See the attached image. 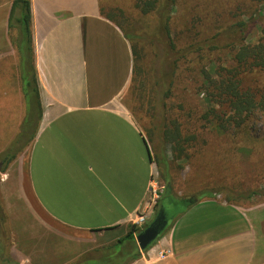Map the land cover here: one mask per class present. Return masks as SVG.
Returning a JSON list of instances; mask_svg holds the SVG:
<instances>
[{
  "label": "crops",
  "instance_id": "crops-1",
  "mask_svg": "<svg viewBox=\"0 0 264 264\" xmlns=\"http://www.w3.org/2000/svg\"><path fill=\"white\" fill-rule=\"evenodd\" d=\"M13 1L0 0V12L11 10ZM29 1L42 114L29 151L15 159L20 160L17 197L47 235L79 242L97 237L105 253L147 209L159 176L153 149L124 104L132 77L129 44L119 27L101 16L99 0ZM8 23L9 17H0L2 113L11 97L23 102L19 76L15 86L5 80L8 68L10 76L18 74L19 63L15 28L13 42L2 47ZM188 174L176 178L169 170L157 206L138 228L159 209L171 223L127 264H264V204L201 199L184 182Z\"/></svg>",
  "mask_w": 264,
  "mask_h": 264
},
{
  "label": "rangeland",
  "instance_id": "rangeland-1",
  "mask_svg": "<svg viewBox=\"0 0 264 264\" xmlns=\"http://www.w3.org/2000/svg\"><path fill=\"white\" fill-rule=\"evenodd\" d=\"M99 4L102 15L112 18L122 31L129 34L133 32L147 40L150 36L147 32L153 34L152 31L157 24L155 16H141L134 8V0H99ZM243 4L245 7H250L248 11ZM260 8L261 5L252 4L248 0H178L176 10L173 9L171 12L170 34L177 47L185 43L194 45L200 42L201 45L216 33L237 24L239 20L245 22L248 20L246 24L249 30L246 41L256 43L264 35V12H257ZM254 11L255 16L251 17L250 14ZM9 16V9L0 12L1 19H8ZM131 25H134L136 32L130 27ZM219 26L220 29H214ZM8 31L10 39L8 36L5 39L4 36L2 47H8L10 42H13L15 31L13 29ZM141 45L138 46L141 50V59H138L135 69L134 90L126 92L124 104L137 119V124L146 131L150 127V121L148 118L145 119V113L139 111L140 105L150 106L155 99L153 94H150L151 90L147 89V85L153 83L156 74L157 77L163 76L164 90L170 88L165 76L172 73V70L163 62L162 46L155 45L152 51L148 43L144 42ZM206 50L207 48L203 46V52L192 50L187 53L185 59L176 60L178 62L174 68L176 72L172 77L171 93L163 99L168 118L182 124L183 132H192L195 135L194 140L186 145L189 158L178 159L171 150V145L166 141H163L164 145L161 149L159 147L160 153L169 160L170 171L174 177H183L189 171L184 182L189 184V189H194L193 192L220 190L221 193L216 194L215 199L225 203L229 191L243 194V197L257 192L259 194L251 199L232 200L228 204L243 207L264 204V113L256 112L249 117L245 123V131L240 128L241 126L238 128L240 123H229L230 112L216 107L215 109L221 111V119L210 113L206 91L201 90L202 75L208 69L210 60H217V64L226 65L224 60L229 49L216 55H210ZM2 51L6 50L2 49ZM9 73L5 76V80L7 79L8 86L12 83L15 86V83L20 82L17 81L18 74L13 73L16 78ZM138 82L141 84L144 82V87L141 86L144 92L140 96ZM251 82L253 85L254 80L248 78L246 81L249 84ZM14 91L15 89H12V93ZM22 100L20 105L19 100L13 96L8 100V109L3 113L0 110V155L7 150H13L12 148H21L20 153L23 151L27 153L30 149L29 137L35 133L38 125L32 123L28 131L23 128L25 108L24 99ZM238 122L242 124V121L238 120ZM219 126H224L226 129H221ZM150 145L155 155L154 142L152 141ZM19 167L20 160H14L5 170L0 164V207L4 220L2 228L0 227L2 264H86L87 259L101 258L104 254L100 248L103 244L102 239L89 236L88 242H79L61 236L53 237L47 235L32 216L27 215L24 203L17 197L20 186ZM157 177L153 181L164 191V181ZM2 180H5L4 183H1ZM180 186L186 187L184 183ZM117 251L118 246H115L106 252L112 257V253ZM127 261V254L123 253L119 259H116V264ZM87 264L93 263L87 262Z\"/></svg>",
  "mask_w": 264,
  "mask_h": 264
},
{
  "label": "trees",
  "instance_id": "trees-1",
  "mask_svg": "<svg viewBox=\"0 0 264 264\" xmlns=\"http://www.w3.org/2000/svg\"><path fill=\"white\" fill-rule=\"evenodd\" d=\"M248 1L252 4L258 3V5H261V8L257 10L258 13L264 12V0ZM177 3L178 0H160V2L159 0H134V8L141 16L147 17L154 15L156 18L157 24L155 30L152 31L153 34L147 32L149 33L147 35H150L147 37L148 40L139 35L133 34V32L129 34L126 31H122L112 18L103 16L119 27L129 44L132 58V77L127 93L134 90L136 76L135 69L138 59H141V50L138 46H142L141 43H148L152 51L155 45L156 47L157 45L163 47V62L168 64L169 68L172 70V73H169L168 75L166 74L165 76V80L169 82L170 88L173 84L172 77L176 72L174 70L178 62L176 60H179L180 58L185 59L189 51L199 50L203 52L204 46L207 48L206 52L210 55H216L221 51L229 49L224 60L226 65L217 64V60L209 61L208 69L204 71L202 75L203 84L201 90L206 91V100L209 103L210 113H213L216 118L221 119V111L215 109L216 107L230 112L231 121L229 120V123H240L238 128L241 126L240 128L245 131V123L249 117L256 112L264 113V35L257 40L256 43H252L251 41L247 42L246 37L249 29L247 28L246 23L248 20L246 22L245 20H239L237 24H233L229 29L216 33L201 45L200 42L194 45L185 43L183 46L177 47L170 34L171 12L173 9L176 10ZM243 7L247 9V11L250 8L245 7V4H243ZM255 13L256 12L254 11L250 16H255ZM100 14L102 16L101 9ZM246 14H248V12H246ZM221 26L214 29H220ZM8 27L9 29L15 28L18 33L16 40H14V45L19 56L18 76L25 108V118L22 125H24L23 128L25 127L24 129H27L28 131V129H30L29 126L32 125V123L38 125L42 114L37 80L33 66L31 11L29 0H14L12 2ZM130 27L135 30L134 25H131ZM151 59L152 56L149 60L150 62ZM140 69H142L141 65ZM248 78L251 81L254 80L253 85L252 82L251 84L246 83ZM153 79V83L147 85V89L151 90L150 94H153L155 98L154 103L150 106H139V111L146 115L145 119H149L150 127L144 131L140 125L137 124L136 118L135 121L139 126L138 128L144 133L147 141L149 143L153 141L155 144L154 148L156 153L153 155V158H151V161L155 163L159 177L165 182L170 176V164L167 157L160 153V149L164 145L163 141H166L167 144L171 145V150L176 154L178 159H188L189 156L186 153L188 148L186 145L194 140L195 135L192 132H183L182 124L176 120L168 118L166 105L163 99L168 97L171 93L170 88L164 90L163 76L157 77L155 74ZM142 85L144 87V82L143 84L139 82L137 83V87H139V96L144 92V89L141 87ZM130 113L133 114L132 112ZM238 120L242 121V124L241 122H238ZM33 127H35V125ZM219 127L221 129H226L224 126ZM32 137L33 135H30L29 139H32ZM14 144H16V142ZM12 149L13 150H7L0 156L3 170H5L7 166L17 158L21 151V148ZM156 177L157 176H155V178ZM159 177H157V179ZM218 193H221V191L214 189L205 190L200 192V198L213 199ZM258 194L259 193L257 192H253L250 195L243 197V194H235L234 192L229 191L227 193L226 201L227 203H230L232 200L234 201L242 198L248 200ZM138 231V227L135 225L131 226L130 232L123 238V240H119L118 245H116L118 246V251L113 252L112 257L105 252L98 260L87 259L86 264L87 262L93 264H116V259H119L123 253L127 254L128 261L122 262L121 264H127L128 262L138 259L140 251L138 250L133 236V234L138 233ZM130 251H132L131 255L129 254Z\"/></svg>",
  "mask_w": 264,
  "mask_h": 264
},
{
  "label": "water",
  "instance_id": "water-1",
  "mask_svg": "<svg viewBox=\"0 0 264 264\" xmlns=\"http://www.w3.org/2000/svg\"><path fill=\"white\" fill-rule=\"evenodd\" d=\"M170 223L171 220L165 217L162 209H159L154 218L136 234L135 242L138 250L144 252L149 249L166 231Z\"/></svg>",
  "mask_w": 264,
  "mask_h": 264
},
{
  "label": "built area",
  "instance_id": "built-area-1",
  "mask_svg": "<svg viewBox=\"0 0 264 264\" xmlns=\"http://www.w3.org/2000/svg\"><path fill=\"white\" fill-rule=\"evenodd\" d=\"M162 192H163L162 187H158L156 182L153 181V184H151V187L149 190V195H150L149 204L147 206V209L144 210L142 214L137 216V218L134 222L135 226L141 228L145 224L146 215H147L148 211H151L153 208H155L157 206Z\"/></svg>",
  "mask_w": 264,
  "mask_h": 264
},
{
  "label": "flooded vegetation",
  "instance_id": "flooded-vegetation-1",
  "mask_svg": "<svg viewBox=\"0 0 264 264\" xmlns=\"http://www.w3.org/2000/svg\"><path fill=\"white\" fill-rule=\"evenodd\" d=\"M165 217H166L167 219L170 218V217L167 216L166 214H165ZM3 223H4V220H3V218H2L1 207H0V227H1V228H2V226H3ZM1 256H2V252L0 251V259H1ZM2 263H3V262L0 261V264H2Z\"/></svg>",
  "mask_w": 264,
  "mask_h": 264
}]
</instances>
